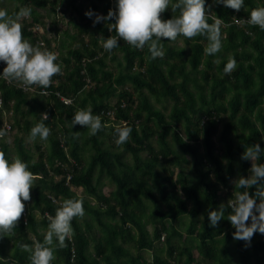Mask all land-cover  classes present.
<instances>
[{
  "label": "trees",
  "instance_id": "trees-1",
  "mask_svg": "<svg viewBox=\"0 0 264 264\" xmlns=\"http://www.w3.org/2000/svg\"><path fill=\"white\" fill-rule=\"evenodd\" d=\"M10 1L12 10L0 6L10 16L31 9V21L21 22L24 39L34 46L45 41L42 48L53 53L52 37L32 29L46 26L48 15L38 8L50 10L56 35L59 7L62 15L74 8L79 19L71 15L76 31L65 30L67 40L58 45L62 75L53 76L47 89L26 90L5 80L7 65L0 61V129L7 113L12 125L0 139V151L10 162L19 156L36 177L16 228L0 238V264H30L20 245L43 242L48 216L68 198L82 200L84 215L72 220L67 247L54 240L52 264H264V234L257 231L250 244L236 240L227 219L228 201L240 190L234 181L251 175L252 162L242 154L255 144L264 149V30L237 23L264 7V0H244L239 12L205 0L208 22L212 16L222 21L221 50L205 54L204 36H180L183 45L162 38V59L122 39L111 52L104 50L103 40L116 35L108 27L115 18L95 25L94 20L110 10L118 14V0H90L91 18L76 0ZM178 14L169 7L162 19ZM229 57L236 67L225 74ZM78 109L99 115L102 130L93 136L84 126H72ZM44 113L50 135L31 144V128ZM125 125L132 128L130 138L117 146L115 128ZM257 163H264V152ZM104 177L114 184L109 193ZM247 190L254 196L256 186ZM221 204L224 218L212 227L209 211Z\"/></svg>",
  "mask_w": 264,
  "mask_h": 264
},
{
  "label": "clouds",
  "instance_id": "clouds-1",
  "mask_svg": "<svg viewBox=\"0 0 264 264\" xmlns=\"http://www.w3.org/2000/svg\"><path fill=\"white\" fill-rule=\"evenodd\" d=\"M214 2L237 12L244 6V0H214ZM169 7L174 13L178 10L179 14L174 15L172 19L164 20L162 14ZM117 8L118 14L110 10L107 17L97 15L94 20L95 25L115 18V23L109 24L108 27L109 31H115L116 35L103 40V48L107 52L117 48L118 40L122 39L135 49L143 50L147 46L151 59H162L164 45L161 39L175 42L180 36L187 39L196 36L206 37L208 44L204 51L209 56L216 55L222 48V21L212 16L213 22H208L209 15L205 0H176L175 3L173 0H118ZM30 14L31 9L28 8H21L13 16H10L6 10L0 9V61L7 65L3 69L2 77L26 90L33 85L47 89L52 84L53 76L62 75V69L56 63L57 55L42 48V42L34 46L24 39L20 20L29 17ZM85 15L91 18L93 12L88 11ZM237 23H247L264 30V7L252 9L247 21L237 20ZM235 67V59L229 57L224 73L230 74ZM41 117V121L31 128L29 135L31 141L36 140L37 137L46 140L50 135V129L44 123L48 119L47 113L42 114ZM77 124L86 127L89 135L93 136L104 127L101 117L93 115L91 109H78L75 112L72 126ZM131 132L132 128L127 125L117 126L115 144L117 146L125 144ZM6 136L7 130L0 129V139ZM262 152L264 149H261L260 144L246 148L241 159L252 162L251 175L248 178L241 176L234 181L235 188L240 190H235L233 199L228 201L231 212L227 219L235 228L233 238L248 244L257 231L264 234V163H257ZM35 179L28 164L19 156L10 162L5 153L0 151V238L9 237L16 228L25 212L24 202L31 200L30 190ZM253 186H256L254 196L247 190ZM224 207L225 205L221 204L218 211H209L212 227H216L224 218ZM83 215L81 199L68 198L60 202L55 215L48 216L49 224L43 242L34 241L33 246L20 245L23 251L30 254V264H52L56 259L57 245L54 240L58 241L59 248L67 247L66 240L70 241L73 236L72 220ZM249 220H251L250 225Z\"/></svg>",
  "mask_w": 264,
  "mask_h": 264
},
{
  "label": "rangeland",
  "instance_id": "rangeland-1",
  "mask_svg": "<svg viewBox=\"0 0 264 264\" xmlns=\"http://www.w3.org/2000/svg\"><path fill=\"white\" fill-rule=\"evenodd\" d=\"M90 0H76V4L78 7H80L83 11V14H85L87 12V6L89 4ZM14 2L10 1V0H0V6H4V5H7L8 6V9L12 10L14 8ZM66 5V2L64 1V6ZM39 11L43 14H47L48 17L46 18L47 21H46V26L45 28L43 29V34H46V36H51L52 37V46L54 47V50H55V54L57 55L59 53V43L62 41V39H66L67 37L65 36L64 34V31L65 30H68L69 33H73L76 31V28L74 26L73 23L70 22V18H71V15H76L77 16V19H79V16L77 13L78 11L75 10L74 8H71L68 10L67 14L66 15H62V6L61 8L59 7V10L57 11V14H56V17L59 19L60 23H59V28H60V33L59 34H55L52 29H50V26H51V23H52V20H53V17L48 14L50 13V10L47 8H38ZM51 14H53L51 12ZM29 20H31V18H29ZM20 22H22V19L20 20ZM67 40V39H66ZM173 44V42H171ZM183 45L184 44V41L183 39H179L175 45ZM66 52V51H64ZM114 67V65H112ZM151 99L153 100V102L155 104H157L158 106H161L160 103H157L155 101L154 98L151 97ZM114 101V100H113ZM168 105V107H171V102H167L166 103ZM9 119L10 118V114H5L4 117H3V120H6V119ZM220 128V127H219ZM13 140V137L10 138L9 141H12ZM29 143L33 144V141L29 140ZM105 143L106 144H109V139H106L105 138ZM157 143V142H155ZM43 144H44V141H43ZM11 145H13V142H11ZM126 157L125 159L129 162L132 161V157H131V154L130 153H126L125 154ZM143 155H147V153H143ZM105 181V186H104V191L105 193H109V191H111L113 188H114V184L112 185L110 182L108 183V179L106 177H104L103 179ZM77 192L81 195H83V192H82V189L81 188H77ZM37 214V217L40 215L39 212H36ZM150 229L152 228V226L150 225L149 226ZM196 255H198V252L196 250ZM152 256V253L150 251L147 252V257H151Z\"/></svg>",
  "mask_w": 264,
  "mask_h": 264
},
{
  "label": "built area",
  "instance_id": "built-area-1",
  "mask_svg": "<svg viewBox=\"0 0 264 264\" xmlns=\"http://www.w3.org/2000/svg\"><path fill=\"white\" fill-rule=\"evenodd\" d=\"M27 18H31V17H27ZM29 21H31V20H29ZM32 29H33V31H39V32H41V33H43V29H44V27L43 26H41V25H39V24H35L33 27H32ZM41 44V43H40ZM45 45V41H42V46H44ZM44 92H46L45 90H44ZM66 101V100H65ZM11 123L8 121V120H5L4 121V123L2 124V128L3 129H6L7 131H9L10 129H11Z\"/></svg>",
  "mask_w": 264,
  "mask_h": 264
},
{
  "label": "crops",
  "instance_id": "crops-1",
  "mask_svg": "<svg viewBox=\"0 0 264 264\" xmlns=\"http://www.w3.org/2000/svg\"><path fill=\"white\" fill-rule=\"evenodd\" d=\"M58 10H59V8H58ZM45 15H47V14H45ZM47 17H48V16H47ZM47 17H46V18H47ZM46 18H45V20L47 21V19H46Z\"/></svg>",
  "mask_w": 264,
  "mask_h": 264
}]
</instances>
